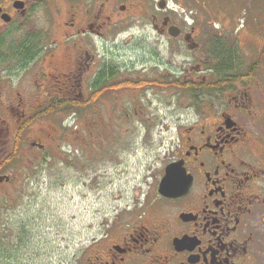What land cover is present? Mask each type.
<instances>
[{
  "label": "flooded vegetation",
  "instance_id": "flooded-vegetation-1",
  "mask_svg": "<svg viewBox=\"0 0 264 264\" xmlns=\"http://www.w3.org/2000/svg\"><path fill=\"white\" fill-rule=\"evenodd\" d=\"M113 4L114 0H0V51L18 45L19 38L32 42L24 71L41 58L43 66L35 79L42 82L43 92L45 83L57 87L46 95L47 102L32 108L37 115L59 113L47 112L56 101L72 103L65 111L75 115L113 91H154L164 82L165 87L184 90L178 95L190 100L192 113L175 112L166 123L160 122L162 129L175 127L176 141L155 170L147 172L158 179L147 213L128 221L118 214L105 222L101 234L91 236L69 264H264V138L256 136L257 125L250 122L264 115V107L253 96L254 76L249 75L253 65L241 75H237L240 66L218 62L217 68L212 67L205 57L193 65L188 55L200 58L204 45L209 55L210 49L223 45L222 34L202 28L204 35L196 39V28L186 31L155 14L151 15L154 41L166 46L170 57L178 46H185L183 63L177 66L156 52L151 55L149 49L139 50L142 61L130 60L128 46L123 49L113 43L125 33L119 25L128 19L127 15L116 18ZM119 9L127 12L124 5ZM56 13L60 17L54 45L57 57L42 43L45 30L39 25L43 15ZM137 24L143 25L142 20ZM170 27L177 28L175 36L169 34ZM52 60L62 68L53 67ZM129 83L142 85L131 89ZM34 147L45 151L43 145ZM171 165L186 190L167 199L158 189ZM0 178V184L12 180ZM10 205L0 204V217L3 212L5 216L0 219V264H31L33 257L46 260L49 233L42 228L41 213H20L32 204L12 213ZM54 237L57 241V231Z\"/></svg>",
  "mask_w": 264,
  "mask_h": 264
},
{
  "label": "rangeland",
  "instance_id": "rangeland-1",
  "mask_svg": "<svg viewBox=\"0 0 264 264\" xmlns=\"http://www.w3.org/2000/svg\"><path fill=\"white\" fill-rule=\"evenodd\" d=\"M133 1L136 0H114L113 4L117 7L116 18L128 17L119 25L126 29L125 33L113 43L121 44L123 49L128 46L130 60L142 61L139 50L143 49L151 50V55L156 52L161 59L177 66L185 59V46H178L177 55L172 57L166 46H157L151 31L152 14L161 20L169 18L186 31L196 28V39L204 35L199 31L202 28L209 34L219 32L221 42L233 57L232 66H240L237 75L246 74L252 64H258L252 81L253 96L264 107V0H142L138 4ZM123 5L127 12L120 11ZM158 5H163V9ZM140 20L141 26L137 24ZM40 21L45 30L42 43L57 57L54 45L60 17L57 13L43 15ZM21 41L19 38L17 42ZM204 47L199 49L200 58L194 53L188 55L193 65L199 59L209 58ZM134 49H138L135 54ZM51 65L62 68L58 60H52ZM42 66L40 58L29 70L8 74L5 66L0 73V177L12 179L0 184V204H12V213L32 204L20 213H41L42 228L49 233L48 258L33 257L31 264H69L91 236L101 234L105 222L118 214L128 221L147 213L158 180L147 172L155 170L176 141L175 127L162 129V124L175 112L184 116L192 110L188 108V97L178 95L184 90L165 87L164 82L154 91H113L75 115L60 111L39 116L32 108L35 104L43 105L46 95L57 91L52 82L45 83L42 91V82L35 79ZM263 116H254L250 121L257 125L253 130L258 138H264ZM34 144L45 146L43 154ZM15 149V156L2 166L1 158ZM4 217L3 212L0 219Z\"/></svg>",
  "mask_w": 264,
  "mask_h": 264
},
{
  "label": "trees",
  "instance_id": "trees-1",
  "mask_svg": "<svg viewBox=\"0 0 264 264\" xmlns=\"http://www.w3.org/2000/svg\"><path fill=\"white\" fill-rule=\"evenodd\" d=\"M35 44V42H34ZM32 42H27V41H21L19 42L18 45H15L12 43V45H10V47L6 48V50L0 51V73L2 71V69L5 66H8L7 68V73L11 74L10 72H15L18 73L22 70H24L28 64L29 61H27V55L30 52V49L32 46ZM229 44H227L228 46ZM231 46V45H230ZM233 47V46H232ZM235 48V47H234ZM219 49V50H218ZM236 50V49H235ZM236 52V51H235ZM237 53V52H236ZM209 60H211L213 63H215V66L217 68L218 66V62L223 63L225 66H228L231 64V62H234L233 57L230 55V51L229 49L225 46V44L210 49V53H209ZM257 67V64H254L251 69H250V77L254 76V71ZM230 68V67H229ZM226 72V69H224ZM224 84H228V81H225ZM142 84L137 83V84H132L129 83L128 87L133 89V88H138L139 86H141ZM161 85V84H159ZM187 91H192L189 90L187 86L184 87ZM88 101L84 104L85 106L88 105ZM69 106H73L72 103H70L69 105L66 103H61L60 101H56L54 106L49 107V110L47 111L48 113H54V112H64L66 108H68ZM45 116V115H43ZM16 152V149L13 150L12 154L5 156L4 160H3V165H6L14 156V153ZM2 165V166H3ZM1 171V169H0Z\"/></svg>",
  "mask_w": 264,
  "mask_h": 264
},
{
  "label": "water",
  "instance_id": "water-1",
  "mask_svg": "<svg viewBox=\"0 0 264 264\" xmlns=\"http://www.w3.org/2000/svg\"><path fill=\"white\" fill-rule=\"evenodd\" d=\"M160 10L163 9V5L159 7ZM178 30L176 27H170L169 34L175 36ZM174 165L167 167L165 171V176L159 184L158 194L167 199L177 198L180 194L185 192L186 187L183 184V179L178 177V173H175ZM177 174V175H176ZM7 179V178H6ZM0 181L2 179L0 178Z\"/></svg>",
  "mask_w": 264,
  "mask_h": 264
},
{
  "label": "crops",
  "instance_id": "crops-1",
  "mask_svg": "<svg viewBox=\"0 0 264 264\" xmlns=\"http://www.w3.org/2000/svg\"><path fill=\"white\" fill-rule=\"evenodd\" d=\"M252 65H254V64H252ZM252 65H251V66H252ZM257 65H258V64H257Z\"/></svg>",
  "mask_w": 264,
  "mask_h": 264
}]
</instances>
